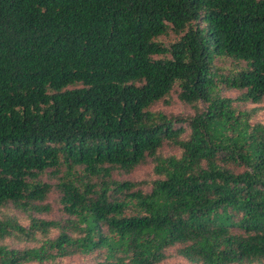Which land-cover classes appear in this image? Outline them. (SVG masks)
<instances>
[{
	"label": "trees",
	"instance_id": "1",
	"mask_svg": "<svg viewBox=\"0 0 264 264\" xmlns=\"http://www.w3.org/2000/svg\"><path fill=\"white\" fill-rule=\"evenodd\" d=\"M222 86L264 100V0H0V264H264V125Z\"/></svg>",
	"mask_w": 264,
	"mask_h": 264
},
{
	"label": "rangeland",
	"instance_id": "2",
	"mask_svg": "<svg viewBox=\"0 0 264 264\" xmlns=\"http://www.w3.org/2000/svg\"><path fill=\"white\" fill-rule=\"evenodd\" d=\"M165 41L167 39H164ZM217 65H223V63H218ZM221 84V83H219ZM222 96L234 101L233 108L238 111H242L249 115V120L252 125L262 124L264 125V100L259 104H254L252 102H243L239 98L242 96V92L236 89H230L227 86H222ZM152 111H160L169 116H178L183 119L191 120L193 117L197 116L198 113H208V105L204 102H200L199 105L194 106L183 102L179 98V91H174L170 103H159L152 108ZM185 126H189L187 123ZM178 154V150L171 147H166L162 151V156L167 158ZM113 177L117 181H132V182H142V189L145 192H151L152 183L159 179V176L155 174V164L149 161L147 164L138 167L132 173L127 174L121 170L115 171ZM43 181L46 183H51L53 185L58 183V179L53 174H47ZM44 205L49 206L48 211H43L36 214L38 218L45 220H61L65 217L63 206L60 202V194L55 190L50 195L49 200H47ZM2 216V211L0 210V217ZM21 217L23 225L28 227V222L25 219V214L18 213ZM56 235V234H55ZM25 245L22 243L18 248H23ZM169 258L163 264H190L182 257L176 254L175 249L169 251ZM61 264H97V258L90 255H79L66 258L61 262Z\"/></svg>",
	"mask_w": 264,
	"mask_h": 264
}]
</instances>
